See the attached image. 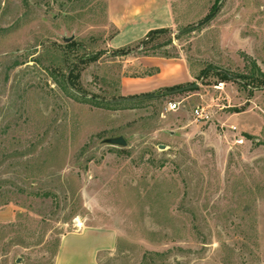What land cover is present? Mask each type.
<instances>
[{
  "label": "rangeland",
  "instance_id": "374dc122",
  "mask_svg": "<svg viewBox=\"0 0 264 264\" xmlns=\"http://www.w3.org/2000/svg\"><path fill=\"white\" fill-rule=\"evenodd\" d=\"M172 6L112 49L105 0H0V264H264V0ZM136 56L195 88L126 101Z\"/></svg>",
  "mask_w": 264,
  "mask_h": 264
},
{
  "label": "crops",
  "instance_id": "0c3cea01",
  "mask_svg": "<svg viewBox=\"0 0 264 264\" xmlns=\"http://www.w3.org/2000/svg\"><path fill=\"white\" fill-rule=\"evenodd\" d=\"M105 4L108 26L115 31L107 42L112 49L131 47L151 31L172 30L176 25L172 0H105ZM125 63L141 74L120 78L121 96H138L192 80L183 59L136 56Z\"/></svg>",
  "mask_w": 264,
  "mask_h": 264
},
{
  "label": "water",
  "instance_id": "95a60500",
  "mask_svg": "<svg viewBox=\"0 0 264 264\" xmlns=\"http://www.w3.org/2000/svg\"><path fill=\"white\" fill-rule=\"evenodd\" d=\"M195 88V85H189L183 88H179L176 90H172V91H167L165 94L166 95H174V94H179L181 92L184 91H190L193 90ZM153 97V95H145V96H138L132 99H125L126 101H131V100H140V99H145V98H150ZM104 144L109 145V146H115V147H125L126 143L124 141V139L122 137H115V138H109V139H105L103 140Z\"/></svg>",
  "mask_w": 264,
  "mask_h": 264
},
{
  "label": "trees",
  "instance_id": "16d2710c",
  "mask_svg": "<svg viewBox=\"0 0 264 264\" xmlns=\"http://www.w3.org/2000/svg\"><path fill=\"white\" fill-rule=\"evenodd\" d=\"M214 7V6H213ZM164 33H167V30H156V31H151V32H149L147 35H146V42L148 41V40H150L153 36H156V35H159V34H164ZM146 42H144L143 44H142V46L143 45H145L146 44ZM252 67H253V69L255 68V69H257L256 68V66H255V63H253L252 62ZM219 77L221 78V80H227V75L226 74H219ZM179 88H183V86H175V87H172V88H165V89H161V90H159V91H161V92H164V93H166L167 91H172V90H176V89H179ZM131 98H133V97H131ZM123 99V98H122ZM124 100V99H123ZM245 137L247 138V139H251V136H249V135H246L245 134ZM46 196V195H45Z\"/></svg>",
  "mask_w": 264,
  "mask_h": 264
},
{
  "label": "built area",
  "instance_id": "2783aa9c",
  "mask_svg": "<svg viewBox=\"0 0 264 264\" xmlns=\"http://www.w3.org/2000/svg\"><path fill=\"white\" fill-rule=\"evenodd\" d=\"M167 110L168 111H176L177 110V104H175V103L169 104L167 107ZM194 113L199 119H205L206 118V116L203 114L202 110L196 109L194 111Z\"/></svg>",
  "mask_w": 264,
  "mask_h": 264
}]
</instances>
